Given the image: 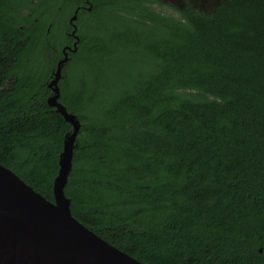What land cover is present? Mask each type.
<instances>
[{
  "label": "trees",
  "instance_id": "1",
  "mask_svg": "<svg viewBox=\"0 0 264 264\" xmlns=\"http://www.w3.org/2000/svg\"><path fill=\"white\" fill-rule=\"evenodd\" d=\"M147 2L0 0V163L55 200L65 50L73 215L146 264H264V0Z\"/></svg>",
  "mask_w": 264,
  "mask_h": 264
},
{
  "label": "water",
  "instance_id": "2",
  "mask_svg": "<svg viewBox=\"0 0 264 264\" xmlns=\"http://www.w3.org/2000/svg\"><path fill=\"white\" fill-rule=\"evenodd\" d=\"M76 19L77 11L71 22ZM76 30L74 25L73 34ZM76 37L74 50L79 41ZM64 52L49 83L53 93L48 103L72 124L73 130L66 135L60 154V168L53 186L55 200L43 196L0 163V264H146L102 238L72 213L65 187L81 123L59 101V80L69 58Z\"/></svg>",
  "mask_w": 264,
  "mask_h": 264
},
{
  "label": "rangeland",
  "instance_id": "3",
  "mask_svg": "<svg viewBox=\"0 0 264 264\" xmlns=\"http://www.w3.org/2000/svg\"><path fill=\"white\" fill-rule=\"evenodd\" d=\"M220 1L222 0H149L147 3L163 13L179 16L178 9L187 5L200 13H210Z\"/></svg>",
  "mask_w": 264,
  "mask_h": 264
},
{
  "label": "flooded vegetation",
  "instance_id": "4",
  "mask_svg": "<svg viewBox=\"0 0 264 264\" xmlns=\"http://www.w3.org/2000/svg\"><path fill=\"white\" fill-rule=\"evenodd\" d=\"M76 25V24H75Z\"/></svg>",
  "mask_w": 264,
  "mask_h": 264
}]
</instances>
